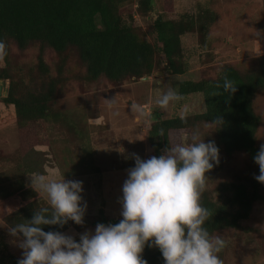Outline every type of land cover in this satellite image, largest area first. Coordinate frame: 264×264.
Here are the masks:
<instances>
[{
  "label": "rangeland",
  "instance_id": "rangeland-1",
  "mask_svg": "<svg viewBox=\"0 0 264 264\" xmlns=\"http://www.w3.org/2000/svg\"><path fill=\"white\" fill-rule=\"evenodd\" d=\"M137 1L125 5L122 11L127 19L132 14L136 26L149 31L147 37L154 44L158 43L156 35L150 31L153 17L157 15L179 19L201 8H210L218 13V20L205 42H199L197 33L182 36L187 67L184 74L156 70L139 80L123 84L115 85L106 80L89 82L81 77L82 69L73 58L66 66L61 93L53 104L62 117L34 121L26 127L4 119L11 113L15 114V109L2 101L8 95L9 80L1 79L0 183H4L6 191L14 190L21 180L31 186L29 175L33 173L28 172L29 168L34 173L81 181V195L87 204L84 224L66 231L77 242L80 234L94 233L98 223L115 224L122 219L119 201L128 170L135 167V156L144 160L154 156L147 139L151 124L157 118L188 116L205 111L202 93L181 95L182 100L170 104L166 111L156 105V99L169 89L178 92L182 80L217 77L226 64L248 69L264 55V0H156L155 11L148 15L137 12ZM38 51V46L26 51L13 46L11 61L14 69L21 71L35 65ZM45 59L51 73L56 75L59 62L56 53L46 49ZM5 66L6 60H0V69ZM133 104L142 107L143 116L132 112ZM256 109L262 117L259 141L264 144V93L257 97ZM74 128L79 136L71 132ZM213 130V126L204 124L196 132L204 139L210 137ZM193 133L185 132L176 137L181 136L180 142L190 141ZM219 157V164L213 162V169L206 174V189L215 195L248 164L243 152L229 159L223 154ZM2 217L0 213V247L4 242L7 250L19 260L23 249L10 235ZM223 239L226 242L224 264H264V201L256 203L250 217L242 221L239 228L226 230Z\"/></svg>",
  "mask_w": 264,
  "mask_h": 264
},
{
  "label": "trees",
  "instance_id": "trees-1",
  "mask_svg": "<svg viewBox=\"0 0 264 264\" xmlns=\"http://www.w3.org/2000/svg\"><path fill=\"white\" fill-rule=\"evenodd\" d=\"M155 1L138 0L137 12L152 13ZM131 2L133 0H0V41L6 44L7 50L4 58L7 66L0 69V79L9 80L8 95L2 101L15 109V114L4 119L26 127L34 121L61 118L62 113L55 110L53 104L61 93L66 66L73 58L82 69L81 77L89 82L106 80L115 85L123 84L156 70L184 74L187 67L182 36L197 33L199 42H205L218 20V13L201 8L179 19L157 15L153 17L150 31L156 35L158 43L154 44L147 37L149 31L134 24L132 14L130 19L125 17L122 10ZM13 46L21 51L38 46L36 64L16 71L11 61ZM46 49L53 50L59 58L56 75L46 62ZM225 77L235 83V93L216 87L223 85ZM178 92L183 96L202 93L205 111L157 118L147 133L154 156L159 157L171 144L179 143L181 136L177 135L196 132L208 124L214 130L210 137L204 138L206 143L214 142L224 158L243 152L248 159L246 169L224 184L218 195L207 189L202 193L201 203L211 212L205 227L210 235L223 239L226 230L239 228L242 221L250 217L256 203L264 201V184L254 178L259 175L254 157L262 144L259 141L262 117L257 112L256 99L264 93V55L248 69L226 64L217 77L182 80ZM214 92L220 95L213 96ZM217 118L222 124L214 122ZM71 132L79 136L76 128ZM27 170L35 172L32 168ZM5 188L4 183H0V213L9 228L31 220L36 210L48 206L46 199L23 180L14 190ZM71 227L80 228L69 221L63 227L43 226V230L66 234ZM7 248L3 242L0 264H18ZM142 255L148 264H164L158 248L146 246ZM219 255L223 259L224 251Z\"/></svg>",
  "mask_w": 264,
  "mask_h": 264
},
{
  "label": "clouds",
  "instance_id": "clouds-1",
  "mask_svg": "<svg viewBox=\"0 0 264 264\" xmlns=\"http://www.w3.org/2000/svg\"><path fill=\"white\" fill-rule=\"evenodd\" d=\"M6 55V44L0 41V60ZM216 87L230 94L237 90L227 77ZM181 100L176 90L169 89L155 103L166 111ZM131 110L144 115L139 105L133 104ZM214 122L222 124L220 118ZM254 161L259 167L254 178L264 184V144ZM213 162H220L219 148L214 142L206 143L199 132L190 141L171 144L159 157L135 156L119 201L122 219L115 224L98 223L94 233L80 234L79 242L60 231L46 232L43 226L84 224L87 204L81 195L82 182L51 174L29 175L31 187L48 206L36 210L31 220L9 228L23 249L18 264H148L142 255L146 246L158 248L164 264H224L219 254L226 242L210 235L205 224L211 212L201 203Z\"/></svg>",
  "mask_w": 264,
  "mask_h": 264
},
{
  "label": "water",
  "instance_id": "water-1",
  "mask_svg": "<svg viewBox=\"0 0 264 264\" xmlns=\"http://www.w3.org/2000/svg\"><path fill=\"white\" fill-rule=\"evenodd\" d=\"M147 78V77H145ZM2 88H3V83L1 82V79H0V95H2Z\"/></svg>",
  "mask_w": 264,
  "mask_h": 264
}]
</instances>
